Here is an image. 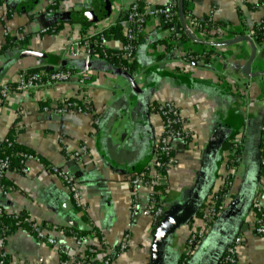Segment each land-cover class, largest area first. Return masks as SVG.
Returning a JSON list of instances; mask_svg holds the SVG:
<instances>
[{"label": "crops", "instance_id": "crops-1", "mask_svg": "<svg viewBox=\"0 0 264 264\" xmlns=\"http://www.w3.org/2000/svg\"><path fill=\"white\" fill-rule=\"evenodd\" d=\"M0 1V87L32 69L80 70L83 56L71 58L69 44L113 26L132 2L108 0L111 10L104 14L99 0ZM141 1L145 24L131 73L139 94L125 77L104 68L118 67L90 54L85 86L72 78L49 91L12 92L0 109V145L10 135L18 148L71 173L84 207H77L63 183L35 161L25 163L27 174L7 170L0 206L8 214L29 217L54 245L37 239L27 227L0 234L3 264H62L64 258L86 253L87 246L75 240L86 234L103 239L106 250L127 245L111 264H150L157 226L200 195L197 216L223 190L228 173L223 147L234 135L241 147L231 172L230 198L189 257L191 225L175 230L162 249V264H223V254L236 237L241 238L237 264H264V236L253 231L252 208L255 201L264 205V42L257 45L249 35L257 26L264 30V0H187V15L177 4L175 16L187 38L179 43L172 41L171 28L161 27L156 13L167 0ZM66 13L68 21H55V14ZM82 23L91 25L83 31ZM51 27L58 31L45 33ZM121 44L106 42L109 51H118ZM61 97L85 100L84 111L57 113L55 103ZM167 102L179 109L191 139L174 144L177 163L161 180L163 213L153 226L150 217L133 215L130 179L153 158L162 131L156 106ZM220 139L219 148L212 149ZM149 192L145 188L137 194L139 211L149 208ZM96 246V259H103L104 248Z\"/></svg>", "mask_w": 264, "mask_h": 264}, {"label": "built area", "instance_id": "built-area-1", "mask_svg": "<svg viewBox=\"0 0 264 264\" xmlns=\"http://www.w3.org/2000/svg\"><path fill=\"white\" fill-rule=\"evenodd\" d=\"M139 0H132L126 11V20L122 22L124 26V38L126 43L121 44V48L118 50L120 54L118 57L121 60L132 64L134 61V49L133 43L138 41L142 37L143 27L145 24V13L139 9ZM178 0H167L166 4L157 9L156 13L160 19L163 18V23L172 26L173 17H175V9L177 7ZM2 7L0 6V13ZM194 28H199V24L193 22ZM186 31H190L188 26L184 27ZM171 31H174L173 26ZM250 37L254 35L252 30L249 33ZM95 38V39H94ZM106 40L101 33L96 35L82 37L75 41H72L67 49V54L71 58L83 56V65L80 70H74L71 68H58L50 72H34L28 73V71L22 72L18 80L13 84H5L0 87V109L3 107L5 101L8 99L10 93L25 94L32 91H49L53 86L68 82L72 78H76L81 86H85L89 81L90 65L92 48L99 47L101 49L102 57L100 60L108 61L109 57L114 55H108V48L106 46ZM1 49V46H0ZM119 69L126 73L127 68L125 66H119ZM85 101V100H84ZM82 100V102H84ZM85 103V102H84ZM56 112L63 114L67 111H75L77 113L83 112L82 108L74 101H69L67 98H60L55 103ZM156 112L160 116L162 121L161 135L156 143L155 151L152 160L146 164L143 170L136 173L130 179V187L132 191L135 203L133 205V215L141 214L143 216L150 217L153 226L156 225L163 213V200L165 194L162 192L161 180L164 174L170 168L174 167L177 163L173 151L174 144L177 141H183L187 143L191 139V133L185 128L180 111L172 103H160L156 106ZM262 131L264 132V123L262 125ZM2 143L9 145L7 137ZM232 148L226 151V167L228 173L224 177V188L217 195L212 198L211 205L204 210H201L196 217L191 221L190 236L187 241L186 256L189 257L201 244L203 237L206 235L208 228L213 221L222 211L225 203L230 198V190L232 187V175L231 172L235 169L236 160L238 158L237 152L241 147V141L239 137H235L232 141ZM82 151L84 148L81 149ZM77 155V154H76ZM27 161H35L39 163L41 168L45 171L57 177L68 190L72 201L79 208H84L81 200L80 189L77 181L69 173L58 167L47 165L42 162L35 155H25L23 167L18 170L21 174H27L25 163ZM260 166L264 169V141L260 151ZM9 169L8 158L0 159V178L4 176L5 172ZM1 187V186H0ZM150 190L149 208L144 211H139L136 204L137 194L142 189ZM1 191L5 194L3 187ZM253 212L255 215L254 220V233L258 236H264V205L255 201L252 204ZM7 215L13 218L14 227L21 228L27 227L31 233L40 240L47 242L50 245H54V239L44 233L42 228L33 222L29 217L20 216L19 214H8L0 206V217ZM8 227L4 226L3 231L0 230L2 236L8 231ZM77 245H86V253L80 257L64 258L62 264H111L119 254L124 252L127 248L125 243H120L117 247L110 250H106L107 246L103 239H95V236L91 234L75 236ZM241 238L236 237L233 242L226 248L221 262L223 264H237L236 249L240 244ZM104 248L106 254L103 259H96L97 246ZM63 253L61 249L58 250ZM0 264H3V257L0 256Z\"/></svg>", "mask_w": 264, "mask_h": 264}, {"label": "trees", "instance_id": "trees-1", "mask_svg": "<svg viewBox=\"0 0 264 264\" xmlns=\"http://www.w3.org/2000/svg\"><path fill=\"white\" fill-rule=\"evenodd\" d=\"M138 4H139L140 11L144 13V5H143L142 1L139 0ZM2 5H3V3L0 1V6H2ZM186 7H187V0H183V13H184V15H187V8ZM126 17L127 16L124 17L123 21L126 20ZM7 18H8V16H7ZM122 22L121 23H116L113 26L109 27L108 29H106L105 31L102 32V35H103V37L105 38L106 41H109V40L113 39V40H120L122 43H124V42L126 43L127 40H126V38H124L125 37L124 36L125 28L122 25ZM90 25H91L90 23H82L83 31H85V29L87 27H89ZM160 25H161V27H166V28L170 27L169 24L163 23V18L161 19ZM172 26H173V28L176 27L178 29L176 32H174V34H173V36L171 38L172 41H174L176 43L185 41L187 39L186 38V34L184 33L183 28L179 26V22H178V19H177L176 16L173 17ZM204 26H206V25H204ZM57 31H58V28L54 29V28L51 27V28H48L45 31V33H47L49 35H53ZM253 31H254V35L252 36V38L254 39V42L257 45H259L262 42H264V30H263V27L261 25L257 26L256 28H254ZM140 40H141V38H139L138 41L133 43V46L135 47V49H134V57H135V54H136L137 47H138V45L140 43ZM3 49H4V47L3 48L1 47L0 53L3 51ZM91 51H92V53H91L92 57H98V59H100L102 57L101 49L99 47H93ZM107 53H108V55H111V54L114 55L113 57H109L108 58V61L111 64H113V66H115V67L125 66L127 68L126 73L131 75V73L134 70V61H133L132 64H129L126 61L121 60L118 57V55L120 54L119 51H109L108 50ZM68 67L69 66H65L63 68H68ZM38 71H39L38 69H32V70H28V73H34V72H38ZM72 101H74V100H72ZM74 102H76L78 104V106L81 107L82 110L84 111V107L83 106H85V104H83V102H81V101H74ZM262 135H263V138H264V132H263ZM234 138H235V135L232 137L231 141ZM7 139H8L9 145L4 144V143H2L0 145V159L8 158V161H9V169L8 170L18 171L20 168L23 167L24 156L25 155H34V154L18 148L16 146V144L14 143V141H13V139H12V137L10 135L7 136ZM231 141H229V143H227V145H225L223 147V149L225 151H229L232 148ZM239 153H240V151L237 152V156L239 155ZM261 171H262V173H264V169L262 167H261ZM0 186L3 187L4 190H6V184L4 182V176H2L0 178ZM20 216H23V215H20ZM4 226L8 227V229H9L5 233V235L10 233V232H12L14 229H17L16 227H14L13 218L10 217V216H7V215H4V216L0 217V230L3 231V227ZM3 262H4V258H3Z\"/></svg>", "mask_w": 264, "mask_h": 264}, {"label": "water", "instance_id": "water-1", "mask_svg": "<svg viewBox=\"0 0 264 264\" xmlns=\"http://www.w3.org/2000/svg\"><path fill=\"white\" fill-rule=\"evenodd\" d=\"M100 4L102 5V10L104 14H109L111 10V6L108 0H99ZM178 6L180 13L183 9V0L178 1ZM126 12L123 16L116 21V23H121L125 17ZM55 21L58 20H66L70 19L69 13L66 14H55ZM170 26L169 28H171ZM178 29L175 27L173 32H176ZM247 40L252 44L251 38L248 37ZM253 46V45H252ZM254 48V46H253ZM255 50V49H254ZM25 56H41L36 53L25 52ZM107 71L113 72L117 76L125 77L127 81L130 83L131 89L134 93H140V89L137 84L134 82V77L130 74L125 73L121 69H115L111 66H104ZM246 72H248V68H246ZM217 142V143H216ZM211 144V148L217 150L222 143V139L216 140ZM203 179V177H202ZM204 180V179H203ZM200 195H195L189 202H187L177 213H174L170 217L165 220V223L159 224L155 229V233L153 235V241L151 244V255H150V264H162V249L165 246L166 241H168L169 237L172 233L177 230L181 226H187L191 223V221L196 216L200 205H201V198Z\"/></svg>", "mask_w": 264, "mask_h": 264}]
</instances>
